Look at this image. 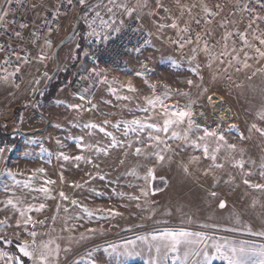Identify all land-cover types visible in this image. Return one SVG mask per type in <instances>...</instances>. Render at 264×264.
<instances>
[{"label":"rangeland","instance_id":"rangeland-1","mask_svg":"<svg viewBox=\"0 0 264 264\" xmlns=\"http://www.w3.org/2000/svg\"><path fill=\"white\" fill-rule=\"evenodd\" d=\"M201 1L196 0L195 4L184 5L179 11L170 8L168 0H160L162 7H157L156 0H146L147 7L138 10L132 17H124L117 13L118 19L122 18L125 22L137 21L149 34L150 41L145 49L131 56L123 69L104 74V80L106 79L108 83L102 84L98 95L99 104L93 113L86 114L80 109H70L68 105L76 104V102L68 96L66 89L61 90L55 101L44 103V97L48 92V88L44 89L46 81L56 73V77L49 82L48 86L54 82L68 84L73 71L82 62L83 50L90 37L87 36L89 31L87 25L78 16V10L71 19L62 20L50 35L53 46L50 49L46 47L44 51L50 59L44 62L34 59L20 88H13L7 84L16 93L21 92L27 83L31 84L26 89L27 100L23 101L22 109H31L37 114V116L25 117L20 124L17 120L20 113H17L13 124L0 127L1 132H12L11 135L5 133L14 142L13 147L10 146L9 156L5 157L7 166L11 170L17 167L19 164L17 158L20 157H31L37 161L40 160L43 165L50 166L51 146L56 144L57 140L62 145L59 148H66L67 144H72L77 149L75 141L77 137H83L86 144L107 148V155L103 152L94 153L93 149L85 148L83 151L77 149L79 151L76 153L80 152L91 159L92 164H88L85 160L74 161V164L69 161L62 170L64 174H60L63 175L64 181L68 182L59 187L58 183L50 185L39 183L37 186L31 184L34 188L48 187L51 198H45L41 192L24 188V181L19 180L20 184H11L10 198H18L24 206H39L41 203L46 205L41 212H33L35 215L28 213L34 220H43L45 225L52 223V228L69 220V227L74 228V238L73 244L70 242L67 246L71 251L73 250L67 259V264H72L73 261L77 264H87L88 252L93 253L98 264H143L141 257L117 258L103 250L108 244L120 245L125 240L135 239L137 235H146L149 232L164 229L184 228L193 232H204L217 240L264 244V238L233 233L236 228L264 226V190L254 189L243 183V180L247 178L251 183L264 184V177L260 176V172L264 170L260 168V165L264 163V137L255 131H248L252 123L264 127V122H260L257 118L258 111L264 109V59L249 60L248 63L251 65L249 68H243L241 64L235 62L232 66H228L227 60L223 65L213 62L212 66L208 67L211 58L202 51L204 46L200 41L191 45L186 44L183 49L179 48L178 44L171 43L172 40L183 43L182 37L187 36L167 25L176 21L178 28L182 29L185 9H199ZM130 3L135 4L136 0H130ZM46 11H43L41 16ZM137 15L140 17L139 20L136 19ZM33 17L34 15L32 20L35 19ZM161 24L166 26L161 29L159 28ZM79 25L81 33L78 32ZM230 27L228 31L214 30L213 37L218 44L212 49L213 51L218 53L224 47L223 37L226 32L238 33L242 30L236 23H232ZM71 33L83 38L81 48L78 47L73 54V50L67 46L63 56L58 59V62L55 61L53 51L57 41L64 40ZM227 44L229 49L233 46L237 49L241 47L233 38H229ZM194 47L197 49L195 54L191 51ZM193 56L195 59H192ZM197 65H199L197 72H192L191 69L196 68ZM237 67L240 68L239 71ZM137 72L143 75L137 76ZM13 79L15 78L9 77V80ZM37 79L40 81L39 84L35 83ZM189 79L193 81L191 87L187 84ZM129 83L137 91H128ZM153 84L156 85L155 94L162 95L165 91L170 93L171 99L166 100V104L184 107L189 100L194 101L193 112L197 123L206 125L210 129L220 124L227 142L236 145L233 156L236 160L242 159L245 162L244 168L234 167V161L219 159L217 162L223 164V167L209 169L212 161L203 158L202 150L191 146L178 148L180 141H169L171 148L177 150L164 153L165 160L158 163L154 156L145 159L142 156L133 155V149L120 146L109 147L110 138L99 129L89 130L83 127L86 123L101 124L102 121L108 120L111 123L105 127L117 140H134L133 133H129L127 138L122 136V125L119 128H114L112 125L134 117L143 119L146 114L139 111L138 106L147 107L144 97L153 96L154 93L150 87ZM109 88L115 89L118 95L130 96L132 99L117 100L116 95L110 92ZM34 90H37L36 94H33ZM177 90L188 95H179ZM37 94L39 97L36 100ZM209 96H212V102H209ZM149 110L155 115L159 109L150 108ZM222 111L225 112L226 117L221 114ZM200 113H203V116ZM37 118L39 123L35 125ZM233 124L236 128L229 130V126ZM15 130L21 132L40 130L43 133L35 138L13 134ZM241 133L244 134V139L240 138ZM5 142L6 140L0 136V144ZM35 144H42L43 150L39 152L41 155L35 156L33 150ZM25 145L32 148L31 151H27L28 155L20 150ZM112 148L118 149L121 159L116 158L117 152L109 153ZM225 154L226 149L222 150L219 156L224 157ZM192 156L200 157L199 161L190 163ZM100 167L101 170L105 167L107 170V175H103L105 177L101 180L96 178L99 176ZM149 167L154 169L156 177L151 181V188L153 184L154 190H159L155 191V194L149 191V195L145 197L141 195L140 190L146 187V182L130 173L136 169L137 173L143 176ZM185 167L189 169L187 173L184 171ZM81 170L88 172H81ZM206 170H208L207 174H205ZM245 172H252L253 175L245 177ZM88 175L90 180L85 179ZM77 183L82 187H73L75 196L71 200H76L83 208L93 211L95 214L91 217L87 216L81 207L71 203L68 208L59 196L61 191L66 194L67 187L70 186L68 189L71 190V186ZM212 191L216 192L215 197L210 195ZM118 193H124V195L120 196ZM130 195L140 198L132 200L129 199ZM221 200L225 202L224 208L219 207ZM64 208H68V212H65ZM96 209H112L120 215L95 212ZM13 213L16 219L19 218L18 213L14 211ZM90 228L96 229V232L88 233L87 229ZM43 233L46 234L44 239L49 240L50 233L48 234L47 230ZM81 233H84L87 238L81 240ZM212 264H224V262L213 260Z\"/></svg>","mask_w":264,"mask_h":264},{"label":"snow or ice","instance_id":"snow-or-ice-1","mask_svg":"<svg viewBox=\"0 0 264 264\" xmlns=\"http://www.w3.org/2000/svg\"><path fill=\"white\" fill-rule=\"evenodd\" d=\"M157 7H162L160 0H156ZM0 4L11 6L13 4L22 6L23 0H0ZM66 5L71 6L72 8L78 9L79 18L83 19L84 23L87 25L89 31L87 36L95 37L97 40L103 39L108 40L111 33H119L125 25V21L122 18L117 17L119 12L124 17H132L138 12V10L147 7L146 0H136L135 4H131L130 0H66ZM0 6V29L3 30V35L8 34V29L6 25L12 24L15 25L16 22L8 21V16L13 14V9L11 7ZM33 7H36L33 4ZM65 7V3L58 0L56 5V10L51 13L53 19H57L61 13V9ZM203 12L211 17L215 16L217 13L212 11L207 7V5L201 4ZM216 8L219 9L220 5H216ZM245 10L254 11V9H248L245 6ZM167 11V9H165ZM136 19L139 20L140 17L137 15ZM257 20L264 21V16H258L255 19H252L248 25V29L251 30V40L248 39V31L238 32L235 35L238 36L241 43V47L237 49L233 46L229 49L227 41L229 38L233 37L232 32H226L223 39L225 41L224 47L217 53L209 48L207 42L204 44L202 51L211 58V62L207 65L208 67L212 66L213 62H219L223 65L225 60L228 62V66H232L235 62L236 64H241L243 68H249L251 65L248 63L249 60L264 59V32H261L259 35L256 34V30L252 29V25L256 23ZM197 26H199L200 21L195 20ZM52 20H42L41 25L36 27V30L31 33L32 39L31 43L39 48V51L35 59L40 62H44L47 59H50L46 55L43 48L39 46L38 41L43 40V45L47 48H52V40L49 38L53 32L52 27H47V34L43 37L38 36L40 27L45 25H51ZM166 25L161 24L159 28H164ZM223 26V25H222ZM19 29L28 28L29 25L26 23H20L17 26ZM172 29H177L180 33H190V28L186 26L183 29L178 28L176 21H173L171 24L167 25ZM135 31V29H134ZM13 33L17 38H23L20 31L13 28ZM103 34V35H102ZM211 35V33H206ZM184 42L179 43L178 40H172L171 43L178 44V47L183 49L186 44L191 45L194 42L199 43L202 37L197 34L195 40L191 36L182 37ZM149 41L145 40L144 44H148ZM79 47V45H77ZM23 51V49L21 50ZM191 51L195 54L197 49L194 47ZM0 53L4 54L3 64L9 65L13 68L12 72L8 71V68L0 66V72L5 73V75L0 76V81L8 82L9 77H15L21 72V64H28L30 62V54L25 53L24 56H21L11 44L7 47L0 44ZM254 54V55H253ZM12 57H15L14 63ZM195 59V56L192 57ZM192 68L191 71L196 73L197 68ZM240 68L237 67V71ZM92 71L99 76L100 73L94 68ZM137 76L143 75L141 72L136 73ZM255 75V73H253ZM103 83H108L105 79ZM36 84H39L40 81L37 79ZM147 83V81L145 82ZM187 84L191 87L193 81L191 79L187 80ZM18 87V85H17ZM128 91L135 92L137 89L132 87L131 83L127 85ZM153 90V96L144 97L146 106H138V110L145 113L146 116L141 119L134 117L131 120L119 121L116 124H113L112 127L119 128L123 126L122 136L127 138L129 133L135 134L134 140H117L111 131H108L105 126L109 125L111 122L104 120L101 124L97 123H86L83 125L84 128L92 130L99 129L100 132L104 133L105 136L110 138L109 147L120 146L122 148L133 149L132 154L137 157H144L148 159L150 157H155L157 162H162L165 160L164 153L169 151H176L177 149H172L169 141H180L179 147L191 146L194 149H200L203 153V158L209 159L212 163L209 165V169L212 168H222L223 164L218 163L219 159H225L229 161H234L233 166L243 169L245 162L240 159L236 160L233 156V153L236 151V145L228 143L224 131L221 130V125L217 124L215 128H209L206 125H201L196 122L193 112L194 101L189 100L184 107H179L176 104H166V100H170L171 96L168 91H165L162 95L155 94L156 85H150ZM198 87V85H197ZM109 91L116 95L117 100H131L130 96H121L116 94V90L109 88ZM207 91V90H205ZM179 95L187 96L188 93L179 92ZM42 94V93H41ZM81 100L85 98L80 97ZM212 96L208 97L209 102H212ZM58 103H61L58 101ZM93 109L97 106L92 103L91 100L87 101ZM35 107V105H33ZM70 109H80L82 105H68ZM158 111L155 112V115L150 113L149 109ZM203 116V113H200ZM157 117L159 119H157ZM257 118L260 122H264V109H261L257 113ZM78 126V125H76ZM60 127V125H56ZM236 128V125H230L229 130ZM249 132L255 131L259 133L261 137H264V127L258 126L257 123H252L251 127L248 129ZM146 133V135H141ZM240 138L244 139V134H240ZM71 139V137H70ZM76 148L83 151V149H94L96 152H103L105 155L108 154L107 148H100L94 144L84 143L83 137L75 138ZM57 144H60V141L57 140ZM139 145V146H137ZM226 149V154L224 157H220L219 153L222 150ZM43 150V149H42ZM5 151L4 147H0V153ZM11 151V148L8 149ZM27 155V154H25ZM59 158H62L64 161L75 160L81 161L85 160L88 164H92V160L86 158L84 155H75L68 156L63 152L59 153ZM200 157L192 156L190 158V163L198 162ZM123 163V161H121ZM261 169H264V163L260 165ZM37 172H43L44 169L40 168L36 170ZM185 173L189 171L187 167L184 168ZM205 171V174H207ZM133 176H136L137 179H143L146 182V187L141 188L140 193L142 196L147 197L149 191H152V194H155V191L159 189L152 190L151 181L155 179L154 169L149 167L145 175L140 176L136 169H133L130 173ZM7 175L8 178L13 180L15 184H20L21 182L16 180V173H13L11 170H5L0 172V176ZM253 175L252 172H245V177H250ZM260 176L264 177V170L260 172ZM23 182L24 188H32L31 179ZM100 179H104L103 176ZM61 182H63V175H61ZM55 183L51 180H45L44 185H50ZM245 185H248L254 189L264 190V184L260 183H251L247 178L243 180ZM75 188L82 187L81 184L72 185ZM4 190L8 191V185H4ZM33 191L41 192L45 195V198H51L49 193L50 189L46 186H41L39 188L32 189ZM118 195L123 196L124 193H118ZM211 196L215 197L217 194L215 191L210 193ZM59 196L63 200H69V197L61 191ZM139 196H129V199L138 200ZM35 199V197H34ZM5 209L11 207V209L18 213V217L15 221V227L17 229H23L24 232L31 237V241L21 240L17 244V249L21 253L22 257H27L31 264H67V260L61 262L59 257L61 252L67 254L71 251L69 247L61 249V246L56 243L54 239L49 240H37L38 233L35 230L37 225H43L45 221L37 220L34 221L31 215L28 213L35 211L37 213L41 212L46 205L41 203L39 206L27 205L24 206L22 201L17 199L9 198L3 202ZM72 205L81 207L82 210L91 217L95 213L83 206L79 205L76 200H71ZM147 203V201H146ZM59 208V204L57 205ZM219 207L224 208L225 202L221 200L219 202ZM65 212H68V208H64ZM95 212H108L111 215H120V213L115 212L112 209H96ZM79 218V217H77ZM55 219V217H53ZM71 219V217H69ZM8 226L7 220H0V228ZM68 229L66 228L65 231ZM88 233H95L96 229H87ZM252 235L264 237V231L252 232ZM20 233L17 232L19 237ZM84 233L80 234V239H86ZM69 240L72 238L69 237ZM13 241L9 239L6 235H0V243L4 245L11 244ZM110 256L119 257H132L138 256L143 259V264H212L213 260L223 261L224 264H264V244H255L247 241H230L227 239L217 240L214 236L208 235L204 232H193L186 230L184 228L176 229H164L159 231H152L146 235H137L135 239L125 240L122 244H108L103 250ZM83 259V258H82ZM0 260L4 264H22L21 257L10 255L7 251L0 250ZM72 264H77L76 261H73ZM87 264H98V261L93 257L92 252L87 253Z\"/></svg>","mask_w":264,"mask_h":264},{"label":"built area","instance_id":"built-area-1","mask_svg":"<svg viewBox=\"0 0 264 264\" xmlns=\"http://www.w3.org/2000/svg\"><path fill=\"white\" fill-rule=\"evenodd\" d=\"M46 1L47 0H23L22 6L16 4L6 6L0 4V6L11 7L13 9L14 15L10 14L7 19L8 21L14 20L16 22L15 25H6L8 34H0V44L5 45V47L11 44L21 56H24L25 53L30 54V62L28 64H21V72L14 77L15 79L6 82V84L13 88L18 89L22 86L39 51V48L30 42L32 39L31 33L36 30V27L41 25L42 20H52L51 25L40 27L38 36L43 37L47 34V27H52L54 31L62 20L71 19L78 10L71 6H67L66 0H61V2L65 3V7L61 9L59 17L54 20L51 13L56 10L58 0H51L47 11L40 18L38 16L34 20H29L27 17L28 11L31 8L41 7ZM33 4H35L36 7H33ZM201 4L207 5L209 9L217 14L211 17L207 16L203 12L201 5L199 9L186 8L185 17L183 18L184 24L181 26L183 29L187 24L191 31L190 33H185L186 36H191L195 39V36L199 34L202 37L200 42L203 46L205 42H207L210 49H214L218 44L213 37L214 30L219 29L221 31H228V29L231 28L230 25L236 23L242 28L241 32L248 31V39L251 40V30L248 29L250 21L258 16H264V0H202ZM218 4L220 5L219 9L216 8ZM245 6H247L248 9H254V11L250 12L245 10ZM196 19L200 21L199 26L195 23ZM20 23H26L29 27L19 29L17 26ZM14 27L21 32L22 39L14 35ZM252 29L256 30L257 35L264 32V21L257 20L256 23L252 25ZM2 32L3 30L0 29V33ZM206 33H211V35H207ZM236 33H233L234 35L232 38L238 41L241 46L238 36L235 35ZM145 40L150 41V36L135 20L126 21L121 31L119 33H111L107 41L103 39L97 40L95 37H90L87 40L83 63L73 71L66 86L68 96L76 102L77 105H82V108H80L82 112L89 114L95 111L87 101L91 100L96 106L99 104L98 95L103 84L104 74L121 70L127 66L133 54L147 47L148 44H144ZM38 43L45 51L46 47L43 45V40L40 39ZM22 49L23 51H21ZM3 57L4 54L0 53V66L8 68V71L12 72L13 68L11 66L3 64ZM12 60L14 63H17L15 57H12ZM94 68L100 73L99 76L92 71ZM1 73L2 72H0V76L5 75V73H2V75ZM81 96L85 99L81 100Z\"/></svg>","mask_w":264,"mask_h":264},{"label":"crops","instance_id":"crops-1","mask_svg":"<svg viewBox=\"0 0 264 264\" xmlns=\"http://www.w3.org/2000/svg\"><path fill=\"white\" fill-rule=\"evenodd\" d=\"M50 1L51 0H47L39 8H31L27 14L28 19L32 20L31 18L33 15H34L33 18H35V19L38 16L40 17L41 14L43 13V11H46L48 9V7L50 5ZM195 2H196V0H168V5L170 8H175L176 10L178 9L180 11V8H182L184 5H190V4L192 5V3L195 4ZM78 40H79L78 35H74L71 33V35L66 37L64 40L57 41V44H56L54 51H53L55 61L57 60V62H58V59H60V57L63 56L64 52H66L67 46H69L70 50H73V54H75L77 49H78V47H77ZM61 42H63V44L59 45ZM84 55H85V47L83 50V56H82L81 64L83 63ZM81 64L79 65V67L81 66ZM4 83L5 82L0 81V127H3L5 125L9 126V124L14 123V120H16L14 111L17 108H24V107H22V105H23V101H25V99H26V92H27L26 89L28 86L31 85V84L28 85V83H27L21 92L16 93V92H13L11 90V88L8 87V85L6 83L5 84ZM66 84L67 83H65V85L63 87H61L56 92L55 98L52 100V102L55 101V99H57L61 90L66 89V86H67ZM36 93H37V90H34L33 94H36ZM32 115L37 116V114L35 112H33L31 109H23L20 112L17 120H19V123L21 124L22 119H24L25 117H30ZM37 123H39L38 118L35 119V125H37ZM40 130H37L34 132H21V131L15 130V131H13V134H20V135H26L29 137L37 138L43 133ZM4 133H6L8 135L12 134V132H7V131H4ZM60 146H62V145L57 144V143L52 144V146H51L52 160H51L50 166L43 165V163L40 160L37 161V159H32L31 157H29V158L28 157H25V158L20 157V158H17V161L19 164L17 165V167L14 170H11L10 167L7 166L8 164H7V161L5 158L6 156H9L10 151H8V149L11 147L10 146H4L5 151L3 153H0V172H4L6 169L11 170L13 173H16L15 179L18 181L19 180L20 181H28L30 178L35 177L34 179H31V184H35L36 186L39 183L44 184L45 180H51V181L55 182L53 184L58 183V187H59V185L64 184L65 182L66 183L68 182V181H64V177H63V182H61V175L60 174H64V172L62 171L64 168V165L69 163V161L71 164H74L73 162L75 161V160H71V159L69 161H64L62 158H59V153L63 152L64 154H66L70 157L75 156V155H83V154H80V152L76 153V151H79V150L75 149V146L72 144H67L66 148H63V147L59 148ZM42 147H43L42 144H35L34 145L33 150L35 152V156L41 155L39 152L43 149ZM99 147L102 148L101 146H99ZM20 150H21V152L24 151V153L27 154V151H31L32 148H30V146L25 145V147L21 148ZM113 152L118 153V149L112 148L109 153L111 154ZM94 153L98 154V152H96V151ZM97 157H98L97 159L99 160V155ZM116 158L121 159V154L118 153ZM40 168L44 169V171L42 173L36 171L37 169H40ZM83 171L88 172L86 170H81V172H83ZM55 174H56V176H55ZM95 175L96 174H94V176ZM98 175L99 176L96 178L99 180H101L100 179L101 176H103V175L106 176L107 175L106 167L104 170L103 169L101 170V167H100ZM89 177H90V175H88V178H85V179L90 180ZM12 183H14L13 180L8 178L7 175L0 176V220H7V222H8V226H5L4 228H0V235H6L9 239H11L13 241L11 244H8V245H4V244L0 243L1 244L0 250L7 251L10 255H13V256L21 257L22 264H31V261H29L27 257H22L21 253H19V251L17 249V244L21 240H25V241L30 242L31 237H29L24 232V230L22 228L17 229L15 227V221H16L15 214L10 209V207L5 209V205L3 203L4 201H6L7 199L10 198V193H11L10 190H11V184ZM5 184L8 185V188H9L8 191L4 190ZM58 187L56 189H58ZM69 187L70 186L67 187L66 195L69 197V200H71V199H74L75 193H74L73 186H71V190L68 189ZM32 189H34L33 186H32V188H29V190H31V191H32ZM52 190H54L53 185H52ZM56 191H58V190H56ZM69 200H67V201L63 200L65 202V205L68 208H69V203H70ZM33 212H35V211H32L31 213L33 215H35V213H33ZM239 214H241V212H239ZM33 220H34V218H33ZM34 221H37V220H34ZM68 224H69V220H67L65 223H60L59 226L56 225L54 228H52L53 227L52 223L49 225H48V223H47V225H45V224L37 225L35 228V230L38 233L37 240L38 241L39 240H46V239H44V238H46V234L43 232L45 230H47L48 234L50 233L48 235V239H54L56 241V243L60 244L61 249L67 247L70 242H72V244H73L74 228H73V226L69 227ZM66 228L68 229L67 231H65ZM259 231H264V226L236 228V230H234L233 233L236 232L237 234H241L244 236H253L256 238H264L262 236H257V235L251 234L252 232H259ZM17 232L20 233L19 237L17 236ZM69 237H71L72 239L69 240L68 239ZM72 253H73V250L67 254L63 253V251H62L61 256L59 258L60 261L64 262L65 260H67L69 258V256ZM0 264H4V262L2 260H0ZM13 264H15V262H13Z\"/></svg>","mask_w":264,"mask_h":264},{"label":"trees","instance_id":"trees-1","mask_svg":"<svg viewBox=\"0 0 264 264\" xmlns=\"http://www.w3.org/2000/svg\"><path fill=\"white\" fill-rule=\"evenodd\" d=\"M80 25L78 26V32H80ZM81 33V32H80ZM79 48H81V45L83 44V38L79 36ZM66 83V82H65ZM65 83H59V82H54L51 86H48V92L46 94V96L44 97V103L47 104L50 101H52L55 98L56 92L65 85ZM39 96L36 97V100L38 99ZM23 109L22 108H17L14 111V114L16 115L17 113H20ZM0 136L1 138L5 139L6 142L4 144H0V147H4V146H12L14 144L13 141L10 140V137L8 135H6L4 132H1L0 130ZM152 190H154L153 188V184H152ZM1 245V244H0Z\"/></svg>","mask_w":264,"mask_h":264},{"label":"water","instance_id":"water-1","mask_svg":"<svg viewBox=\"0 0 264 264\" xmlns=\"http://www.w3.org/2000/svg\"><path fill=\"white\" fill-rule=\"evenodd\" d=\"M63 44V42H61L59 45H62ZM56 76V73H54L48 80H47V82H46V84H45V88L44 89H46L47 88V86H48V84H49V82L54 78ZM43 90H41V92H42ZM38 96V94L36 95V97ZM35 97V98H36Z\"/></svg>","mask_w":264,"mask_h":264},{"label":"bare ground","instance_id":"bare-ground-1","mask_svg":"<svg viewBox=\"0 0 264 264\" xmlns=\"http://www.w3.org/2000/svg\"><path fill=\"white\" fill-rule=\"evenodd\" d=\"M221 114H223V116H225V117H226V114H225V112H223V111H222V112H221Z\"/></svg>","mask_w":264,"mask_h":264}]
</instances>
